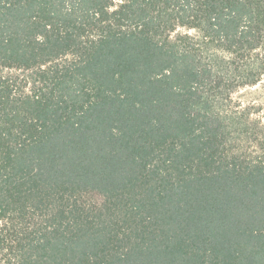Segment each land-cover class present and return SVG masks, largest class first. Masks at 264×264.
<instances>
[{
    "label": "trees",
    "instance_id": "trees-1",
    "mask_svg": "<svg viewBox=\"0 0 264 264\" xmlns=\"http://www.w3.org/2000/svg\"><path fill=\"white\" fill-rule=\"evenodd\" d=\"M264 0H0V264H264Z\"/></svg>",
    "mask_w": 264,
    "mask_h": 264
},
{
    "label": "rangeland",
    "instance_id": "rangeland-1",
    "mask_svg": "<svg viewBox=\"0 0 264 264\" xmlns=\"http://www.w3.org/2000/svg\"><path fill=\"white\" fill-rule=\"evenodd\" d=\"M232 97L242 104L255 106L264 121V81L252 87H241L232 93Z\"/></svg>",
    "mask_w": 264,
    "mask_h": 264
}]
</instances>
